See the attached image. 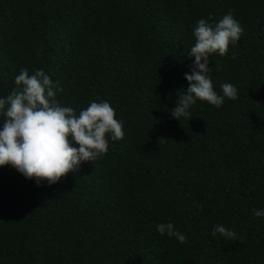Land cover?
<instances>
[{"label":"trees","instance_id":"obj_1","mask_svg":"<svg viewBox=\"0 0 264 264\" xmlns=\"http://www.w3.org/2000/svg\"><path fill=\"white\" fill-rule=\"evenodd\" d=\"M210 14L244 30L209 57L214 90L238 99L198 100L181 122L170 110ZM21 69L44 70L77 114L110 103L124 138L54 185L0 166V264H264V0H0V98Z\"/></svg>","mask_w":264,"mask_h":264},{"label":"clouds","instance_id":"obj_2","mask_svg":"<svg viewBox=\"0 0 264 264\" xmlns=\"http://www.w3.org/2000/svg\"><path fill=\"white\" fill-rule=\"evenodd\" d=\"M211 19V14L208 20L200 19L193 30L195 44L187 56L195 59L191 73L185 74L189 86L182 95L179 92L177 106L170 110L172 117L180 121L190 115V107L198 100L219 108L225 98L238 99V90L231 83L221 84L222 95L214 90L208 75L209 57L215 53L225 56L244 30L231 14L218 22L209 23ZM15 84L17 87L7 97L0 98V117L4 118L0 128V166L11 165L38 186L44 181L54 185L69 173L78 172L82 162L102 158L109 150V135L112 141L124 138L123 122L116 119L110 103L92 101L77 114L72 107L59 104L55 98L57 89H63L42 69L33 74L21 69ZM163 139L159 138V143ZM254 215L264 217V210H254ZM157 231L187 242V237L176 231L172 223L158 224ZM217 233L227 239H242L222 225L213 227L211 235Z\"/></svg>","mask_w":264,"mask_h":264}]
</instances>
